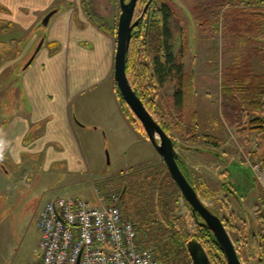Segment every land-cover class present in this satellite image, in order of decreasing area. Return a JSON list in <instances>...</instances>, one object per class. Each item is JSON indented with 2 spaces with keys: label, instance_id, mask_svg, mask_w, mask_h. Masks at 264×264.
I'll return each mask as SVG.
<instances>
[{
  "label": "crops",
  "instance_id": "0c3cea01",
  "mask_svg": "<svg viewBox=\"0 0 264 264\" xmlns=\"http://www.w3.org/2000/svg\"><path fill=\"white\" fill-rule=\"evenodd\" d=\"M57 2V0H0V76L7 72L19 57H26L32 53L35 48L33 46H36L40 39L37 33L32 32L46 14L52 10H55V14L59 12ZM63 8L50 26L48 36L43 38V44L46 43L48 46L47 50L39 56L41 57L39 62L36 61L35 65L32 64L22 74L21 89L16 84L13 86L20 89L18 95L22 100L21 105L16 102V96L13 105L10 104L11 110L7 108L9 113L7 115L0 113V118L6 117L0 119V138L7 142L3 160L9 166L14 155L20 156L26 149L33 150L37 145L44 146L42 139L47 136L44 124L48 125L51 121L55 123L56 120H60L58 127H67L68 138L71 140L69 133L74 132V125L68 112L70 103L93 89L97 91L99 86L103 88L98 91L102 93L104 91L108 99V117L113 122L130 127L122 114L113 82L115 38L99 31L87 19L81 0H68ZM191 10L192 16L197 19L194 7ZM221 23L222 25L224 23L223 29L219 26ZM243 26L254 28L257 32L249 39L252 45L244 46L240 43ZM2 27L4 29H1ZM23 32H31L32 35L18 55L20 48L17 40ZM196 39L198 40V37ZM50 44H55L56 47L52 48ZM201 45L200 50L197 49V42L196 47L190 48L187 39L189 55L187 73L192 75V88L196 83L202 88V98L198 104L201 107L200 121L203 128L196 111L195 94L192 104L197 114L200 135L215 138L219 145L214 147L207 143V146L202 139L205 143L202 147L197 146L198 144L190 146L189 148L195 151L192 160H201L199 165L196 162L195 167L190 166L180 154L179 156L184 160L189 176L198 188V184L204 185V182L213 181L207 178L210 176L208 171L212 166L210 159L220 162L217 167L220 172L214 182L219 187L218 202L222 206L220 211L223 214L219 211L217 215L221 217L222 214L226 217L228 212L233 213L238 230L242 233L251 232L253 235L258 231L256 229L252 231L251 228L253 224L259 225L256 210L262 206L264 192L260 188L252 164L250 162L248 164L243 158H247L246 154L252 146L250 135L247 134V138L249 135L250 139L247 141L240 130H237L239 128L235 129V125L227 126L224 122L221 111V88L228 80L234 81L233 84L236 85L238 80L249 74L256 80L258 78L264 80V10L244 8L240 4L224 5L219 13L217 28L202 32ZM13 49L18 53L11 57L9 51ZM194 50L196 54L193 53ZM63 72H66V76ZM214 107L215 110H219V115L213 110ZM221 122L222 135L219 132L217 135L212 133L213 130L220 129L215 127ZM55 127L53 124V129ZM231 129L238 133L236 141L239 143L237 150L239 152H236V142L231 143L230 140L227 144L225 141L226 130ZM35 130L37 133L34 136ZM29 133L33 134L30 141L27 140ZM222 147H227L224 152L219 150ZM3 169L0 166V195L3 193L1 185L5 171ZM193 171L199 174L201 171L200 177L203 180L199 182ZM202 190L205 191L204 187ZM204 193V197H207L209 191Z\"/></svg>",
  "mask_w": 264,
  "mask_h": 264
},
{
  "label": "rangeland",
  "instance_id": "374dc122",
  "mask_svg": "<svg viewBox=\"0 0 264 264\" xmlns=\"http://www.w3.org/2000/svg\"><path fill=\"white\" fill-rule=\"evenodd\" d=\"M57 6L59 12L54 14L47 25H43V19L37 24L32 33H37L40 36L32 53L30 52L26 57H19L16 62L8 68V71L0 76V84L3 85V91L0 92V113L7 115L9 113L7 108L11 110L10 104L13 105V101L16 97V102L21 105V99L19 94L20 83L22 74L33 64L39 62V57L48 48L47 44L42 45V51L38 52L32 63L25 67L39 42L48 36V31L54 19L62 11L63 5H66L68 0H57ZM231 2V1H230ZM198 3V0H174L176 19L173 20L172 29L174 31V43L173 52L177 54L183 42L188 39V45L190 48L196 47L201 49V29L200 22L192 16V8ZM232 3H230L231 5ZM96 7L100 14L109 20L116 28L118 17L120 14L118 0L111 2L110 0H96ZM64 9V8H63ZM53 11V10H52ZM223 29L224 23L219 24ZM214 28V27H213ZM229 27H227V30ZM252 29V30H251ZM249 26H243L241 29L242 42L241 45L250 43V37L257 34L254 28ZM247 31V32H246ZM31 32H23L19 36L20 51L10 50L9 53L13 57L15 54L21 53L22 48L27 44L28 39L32 35ZM198 37V40L196 39ZM248 37V39H247ZM187 49V46H186ZM196 54L195 50L193 52ZM186 54V68L187 58ZM37 61V62H36ZM66 76V72L64 73ZM14 81V82H13ZM264 83V80L261 81ZM196 83V78H195ZM14 84L17 87H13ZM103 87L97 88V91ZM96 89L87 92L80 99L72 101L69 106L70 119L74 125V132L69 133L71 140L68 138L67 127H58L60 120L49 122L48 125L44 124V130H47V136L42 139L44 146L37 145L33 150L26 149L25 153L20 156L14 155L13 161L10 166L6 164L5 160H2L0 166L5 170L3 172V193L0 195V264H35L39 258V232L36 225V217L41 209L42 205L50 199L66 196H74L85 199L91 203H94V191L98 189L102 194L108 190L116 188L120 190L121 186L126 187V193L121 202V207L124 212L134 217V220L139 224L142 230H152L151 217L149 209L144 205L142 192V185L144 183V175L150 169L160 163L162 160L159 155L152 148L148 142L146 135L143 132L135 131L129 122V119L125 118L130 125L122 126L111 118L108 117L107 97L103 91L97 92ZM16 95H15V94ZM174 93V86L167 84L165 89L159 91V97L157 98L158 105L160 106V112L164 120L167 121L166 113L161 104V98L163 102L170 103L169 99ZM195 94L196 98V111L199 114V122L203 128V123L200 121L201 107L198 104L202 98V88L196 83L195 87L190 88L191 98H187V117L191 112H196L192 99ZM19 105V106H20ZM253 106V105H251ZM247 107V120H251L255 117L254 109ZM218 115L219 110L213 109ZM213 112V111H212ZM2 116L0 119H5ZM55 120V119H54ZM2 122V120H1ZM225 122V121H224ZM223 122L216 125L213 130L214 134L218 132L222 135ZM226 123V122H225ZM53 124L57 127L53 129ZM215 125H213L214 127ZM227 126H229L227 124ZM240 128L235 124V129ZM243 128V127H242ZM248 134L251 138L252 146L250 151L246 154L248 164H252V167L258 166V171L255 174L257 176L258 183L261 190L264 192V187L259 179V173H264V162L256 154L258 146V132L250 130L251 127L248 124L246 126ZM239 130V129H237ZM240 132V131H239ZM37 133L35 130L34 136ZM33 134L29 133L28 140ZM171 137L177 144L175 150L181 155V157L187 161L190 166H196V162L201 163V160H192L195 156L193 150L189 148L193 146L189 143L186 137L180 136L174 129L171 131ZM237 131L231 129L226 130L225 141L234 143L236 152L238 150ZM249 135L247 141L249 139ZM227 136V137H226ZM229 140V141H228ZM30 141V140H29ZM59 142V143H58ZM55 143V144H52ZM58 143V144H56ZM63 143V144H61ZM74 144V145H73ZM207 144V143H206ZM205 145L203 141L197 145L202 147ZM208 146V144H207ZM227 147H222L219 150L224 152ZM254 148V149H252ZM234 150V149H233ZM5 162V163H4ZM211 169H209V183L204 182V185L198 184L199 190L204 187L206 192L209 191L207 197L203 198L206 205L214 209L219 214L221 210L218 199V185L215 183L220 171L217 170L220 162L214 159H210ZM12 165V166H11ZM7 168V169H6ZM255 170V168H254ZM199 180L202 179L197 171H193ZM203 180V179H202ZM215 181V182H214ZM211 182V183H210ZM123 188V189H124ZM116 191V190H115ZM264 194V193H263ZM222 207V206H221ZM137 211H140L137 213ZM221 212V211H220ZM223 214V212H221ZM221 214L220 218H226ZM176 216L183 218L187 231L194 235L196 233V222L192 216L191 211L186 206L183 199H179L177 202ZM227 215V214H226ZM147 222H143L144 220ZM252 229L260 230L259 225H252ZM253 231V230H252ZM258 231L256 233H258ZM235 246L238 247V251L241 252L245 262L243 264H256L254 257L252 256V249L249 244L251 242V232L238 234L236 232H228Z\"/></svg>",
  "mask_w": 264,
  "mask_h": 264
},
{
  "label": "trees",
  "instance_id": "16d2710c",
  "mask_svg": "<svg viewBox=\"0 0 264 264\" xmlns=\"http://www.w3.org/2000/svg\"><path fill=\"white\" fill-rule=\"evenodd\" d=\"M110 1L114 2L115 0ZM148 2L149 0H137L134 11L133 23L136 21L138 23L131 31L129 50L125 58V72L129 83L147 111L171 139L170 134L174 129L180 136L186 137L192 145L196 146L203 139L206 143L218 147L219 144L215 138L200 135L196 112L192 111L187 117V98H191L192 75L187 73L185 66L186 37L180 51L177 54L173 52L174 31L172 24L176 19L174 0H152L145 10ZM230 3L243 5L244 8L264 10V0H198L193 11L200 22L201 32L216 29L220 10L224 5L228 6ZM81 6L87 19L99 31L116 38L117 28L100 14L96 7V0H81ZM148 13L149 21L147 23ZM50 45L52 48L56 47L55 44ZM233 82L228 80L221 88L223 119L229 126L236 124L241 127L239 130L245 140H247L246 126L248 124L251 127L250 130L258 132L259 142L256 154L264 162V83L260 78L256 80L250 74L243 76V79L238 80L236 85ZM167 84L174 86V93L169 99L170 103L163 102L161 98V104L167 116L166 121L161 115L157 98L159 91L165 89ZM115 92L123 116L129 119V123L135 131L144 133L140 122L134 117L116 89ZM251 105L255 106V117L247 120V107L253 108ZM172 141L176 147L177 144L173 139ZM177 164L202 199L206 190L201 189L200 191L195 186L189 176L188 168L180 156L177 159ZM144 180L142 195H144V205L149 209L152 230H142L134 217L126 214L121 207L123 215L136 225L140 245L151 247L159 264H191L186 244L193 239L201 244L210 264H227L213 235L204 226H199L195 221L196 233L191 235L187 231L183 218L175 215L177 202L183 198L163 161L154 165L150 172L148 170L144 175ZM126 187L125 185V188L121 186L120 190L117 187L112 189L118 193L120 204L125 196ZM186 206L188 207L187 204ZM188 209L191 211L189 207ZM209 209L217 214L212 208L209 207ZM221 220L228 232L242 233L235 225L233 213L228 212L226 218H221ZM256 220L260 230L250 237L249 244L256 264H264V198L262 206L256 210ZM147 221L146 219L143 222ZM235 248L241 262H245L238 247L235 246Z\"/></svg>",
  "mask_w": 264,
  "mask_h": 264
},
{
  "label": "built area",
  "instance_id": "2783aa9c",
  "mask_svg": "<svg viewBox=\"0 0 264 264\" xmlns=\"http://www.w3.org/2000/svg\"><path fill=\"white\" fill-rule=\"evenodd\" d=\"M259 179L264 187V173ZM93 191L94 203L66 196L42 205L36 217L40 254L35 264H159L153 249L140 245L118 193Z\"/></svg>",
  "mask_w": 264,
  "mask_h": 264
},
{
  "label": "water",
  "instance_id": "95a60500",
  "mask_svg": "<svg viewBox=\"0 0 264 264\" xmlns=\"http://www.w3.org/2000/svg\"><path fill=\"white\" fill-rule=\"evenodd\" d=\"M145 7L148 8L150 2ZM120 14L117 22L116 38H115V58H114V74L113 82L116 91L119 93L134 117L140 122L146 138L155 152L163 161L166 169L177 186L184 202L191 209L192 216L199 226H204L214 237L225 256L227 264H243L239 259L235 245L230 238L228 231L221 218L213 213L199 197L195 188L188 182L181 172L177 159L179 153L175 150L173 141L170 136L162 129L159 123L147 111L142 101L137 97L135 91L129 83L125 72V58L129 50L131 40V31L137 25V21L133 23L134 11L137 0H118ZM55 14V10L46 14L43 19V25H47L50 18ZM149 21V13L146 22ZM44 39H42L33 55L27 62L28 67L35 56L40 51ZM186 250L189 255L191 264H210L201 244L196 240H190L186 244Z\"/></svg>",
  "mask_w": 264,
  "mask_h": 264
},
{
  "label": "clouds",
  "instance_id": "9594fccd",
  "mask_svg": "<svg viewBox=\"0 0 264 264\" xmlns=\"http://www.w3.org/2000/svg\"><path fill=\"white\" fill-rule=\"evenodd\" d=\"M6 146H7V142L3 138H0V161L4 159Z\"/></svg>",
  "mask_w": 264,
  "mask_h": 264
}]
</instances>
